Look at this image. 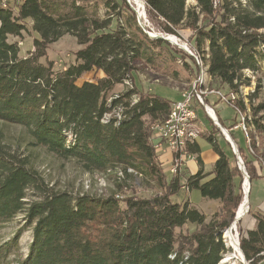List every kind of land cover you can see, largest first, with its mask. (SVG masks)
Listing matches in <instances>:
<instances>
[{
	"label": "trees",
	"instance_id": "trees-1",
	"mask_svg": "<svg viewBox=\"0 0 264 264\" xmlns=\"http://www.w3.org/2000/svg\"><path fill=\"white\" fill-rule=\"evenodd\" d=\"M95 1L108 9L103 17L96 4L89 10L75 0L66 11L55 0H8L5 6L0 2V121L23 129L27 149L44 148L55 157L75 161L85 172L116 176V189L105 194L56 189L29 155L9 150L0 141V225L22 215V225L0 245V264H227L221 263L228 252L222 231L242 199V173L230 144L224 140V149L213 134L206 136L217 154L209 179L203 180L207 174L197 142L187 148L196 154L199 169L168 176L153 146L151 125L165 118L172 102L134 84L111 94L116 85L133 81L137 60L156 67L166 40L149 38L124 0ZM143 1L163 31L191 30L190 47L204 62L209 86L237 94L240 86L250 84L245 71L264 75V0H218L215 5L214 0H194L193 5L187 0ZM24 31L37 36L29 55L20 56L18 44L9 36ZM65 34L82 47L73 52V63L54 70L51 61L43 64L40 58ZM189 58L197 77L198 65ZM88 72L101 74L77 83ZM259 79L247 96L249 116L241 112L243 120L237 119L234 108L232 123L225 126L215 111L236 144L249 182L264 176L259 174L264 173V98L258 94L263 87ZM205 102L212 107L207 98ZM234 105L246 109L242 99ZM239 122L245 126L244 131L240 128L243 146L232 132L239 129ZM193 126L199 136L196 122ZM213 126V133L219 132ZM137 176L155 188V194L120 196L123 182ZM185 187L219 199L222 215L215 213L206 221L188 199L174 201L172 197ZM253 216L255 227L241 233L239 246L248 264H259L264 258V213ZM187 222L198 226L184 233L180 228ZM25 229L31 232L27 252L10 261Z\"/></svg>",
	"mask_w": 264,
	"mask_h": 264
},
{
	"label": "rangeland",
	"instance_id": "rangeland-1",
	"mask_svg": "<svg viewBox=\"0 0 264 264\" xmlns=\"http://www.w3.org/2000/svg\"><path fill=\"white\" fill-rule=\"evenodd\" d=\"M13 2V0H9V2ZM62 4L63 10H69L70 4L74 0H55ZM120 1V0H119ZM128 7L134 12L136 18H137V11L135 10L137 8V5L134 4L131 0H124ZM143 6L144 1L139 0ZM8 2V0H7ZM5 2V3H7ZM77 4H84L85 6L93 9L96 4L98 15L103 17L106 13H108V9L101 3L97 1H91L90 3H85L79 0H75ZM188 5H193L195 3L194 0H187L186 1ZM143 11H145V16L148 21L149 27L146 28L145 25L139 24V27L145 32V34L149 38L148 34H150L151 31L153 32H165L160 28L159 23L153 16H151L146 11V7L144 6ZM124 15V12H123ZM138 22V21H137ZM139 23V22H138ZM143 29L142 28V26ZM167 35H174L175 38H177V43H173L167 38H165L166 43L163 44V47L160 49L162 55L160 58H157L155 63L156 67H152L148 63H146L143 60H137L135 62V70L133 72V81H130L131 84H134L137 89L141 91H147V92H153L155 94H158L160 96L166 97L171 101H176L179 98H177V95L179 96L181 92H186L188 88H190L191 83L193 79L196 77L194 75V71L192 69L193 64L191 63V58L188 56L187 52L181 48V42L184 44H188V47L190 48V42L189 41V35L191 34V30L188 28L178 27L176 29L175 33L166 32ZM37 36L36 33L24 31L20 36H9L10 41H16L20 48V52L18 55L25 56L29 55L28 53L34 49L33 47V37ZM180 44V45H179ZM82 47L81 44H78L76 39L72 35L65 34L61 36L58 40L56 39L55 42H52L49 44L46 55L40 58V61L44 64L48 61H51L53 65L54 70H62L69 64L74 62V53L77 49ZM191 49V48H190ZM169 50H173L176 52L175 56H172ZM187 64L185 65V62ZM200 62H202L200 60ZM204 64V62H202ZM203 66V65H202ZM262 66L264 68V60L262 62ZM198 70L200 73V66H198ZM205 74L202 75L203 84L201 86V89H207L210 91V88H213L209 86V79L208 82L205 80L207 79V72L206 68L204 69ZM101 73L97 72H88L83 74L82 77H80L77 80V83H81L84 80H92L96 78L97 76H100ZM244 74L248 77H250V84L249 85H242L240 86L239 92L236 94L234 92H227V88H221L220 90L224 95L227 96V98L232 97V102H225L222 100H219L216 96L210 97L213 101L212 107L214 111L217 112L218 116L221 118L223 124L225 126H228L233 116L236 114L235 110L238 112L237 119L243 120V117L240 116L241 112L243 113V116H249L251 114V111L249 109V103L247 96L252 93L255 90L256 82L258 78H260V82L263 85L262 89L258 92L259 96L261 98H264V75L261 72L258 73H251L250 71H245ZM198 75V74H197ZM198 77V76H197ZM196 77V79H197ZM209 77V76H208ZM134 82V83H133ZM197 84V83H196ZM206 85V86H205ZM199 84L196 85V89L199 88ZM208 86V87H207ZM130 86L126 84H119L114 87V90L111 92V94H117L122 91H125L126 89H129ZM216 89V88H214ZM210 93V92H208ZM259 97V98H260ZM242 99L246 104L245 110H240L238 107H236L235 101L236 99ZM256 99L253 102H259L260 99ZM233 106V107H232ZM235 108V110H234ZM196 112V124L199 127V130L205 132L206 135L210 133L212 130V123L210 120V117L206 115L205 110L203 109L202 105H197L195 108ZM212 119V118H211ZM240 123V122H239ZM214 124V123H213ZM243 123L241 122L239 124V129H234L233 135L238 143L239 146L245 145V138L240 130L241 125ZM216 126V125H215ZM217 127V126H216ZM218 128V127H217ZM219 129V128H218ZM203 132V133H204ZM220 132V130H219ZM221 133V132H220ZM218 135V136H217ZM216 138L218 139L219 143L224 144V141L222 137L217 132ZM223 136V134L221 133ZM198 137V136H197ZM257 140V146H260L259 139L256 137ZM0 141L4 144V146L9 150H16L17 152H21L24 154L29 155L31 161L33 164H35V167L43 174L45 181L48 183V185H53L56 189H66L73 194L76 192H91L95 194H105L110 191H114L116 189L115 186V174L111 173H102V172H94L89 173L81 170L80 166L75 163L73 160H64L60 159L58 157H55L54 155L46 152L44 148L40 147H34V148H26V137L24 134L23 129L14 124H7L3 121H0ZM198 144L200 146V158L203 161V169L204 173L209 172L212 167L215 160L216 153L211 147V144L204 136H199ZM231 147V146H230ZM232 150V149H231ZM233 152V151H232ZM237 152L239 154V157L241 159L240 153L237 149ZM236 158V156H235ZM237 160V166L241 170L242 173V184H241V190H242V196H243V182L244 179V166L243 162L241 160V163ZM193 164V163H192ZM241 164L242 168L239 167ZM194 165H198V161H194ZM187 169V168H185ZM117 171L121 172V170L117 169ZM128 171L131 173L132 169H128ZM117 172V173H118ZM119 172V174H120ZM181 172V171H180ZM183 172V171H182ZM246 173V172H245ZM263 172L259 171V174ZM182 174V173H180ZM210 174V173H208ZM247 174V173H246ZM244 180V181H243ZM247 192H248V200L251 204H257L261 207H264V176H258L254 177L249 183L247 181ZM156 189L152 186L148 185L145 181H143L139 176L137 177H130L123 182L122 190L119 192L120 196H127V195H137L141 197L150 196L155 194ZM27 199H30L33 197L32 191L28 189L27 191ZM174 201H180L181 199L189 201L190 204H193L194 207L200 212L204 214V217L206 221L215 213L219 215V217L222 215L221 213V201L217 198H206L200 195V192L198 189H191L188 190L186 187L179 190L177 194H175L173 197ZM242 201V199H241ZM241 201L238 209L239 210L241 206ZM249 207L246 210L247 212L235 221L233 223L234 219L228 226L232 225L231 229L233 234L236 236L238 235V242L240 243V235L241 233L245 234L243 231V228L241 227V222L243 218H245L249 213ZM235 218V215H234ZM204 220V219H203ZM22 225V215L18 214L15 216L12 220H9L7 223L0 225V245L11 238L15 231ZM198 226L195 223L187 222L183 227L180 228L181 231L184 233H189L194 231ZM179 230V229H178ZM222 238L227 246V240L224 236V233L222 232ZM31 241V232L29 229H25L22 231L19 240H18V252L13 253L12 251L9 255V260H14L16 258L17 254H22L23 256L27 252L28 245ZM240 248V246H239ZM228 252L230 251V248L227 246ZM241 249V248H240ZM16 252V251H15ZM227 252V253H228ZM225 256V255H224ZM224 258V257H223ZM222 258V260H223ZM221 260V263H223ZM245 262H247L245 260ZM224 263L231 264L230 261H226ZM235 264H244L240 260H235ZM264 264V260L262 262Z\"/></svg>",
	"mask_w": 264,
	"mask_h": 264
},
{
	"label": "built area",
	"instance_id": "built-area-1",
	"mask_svg": "<svg viewBox=\"0 0 264 264\" xmlns=\"http://www.w3.org/2000/svg\"><path fill=\"white\" fill-rule=\"evenodd\" d=\"M218 0H215L217 3ZM0 2H7V0H0ZM137 21L139 24H143L149 27L148 21L146 19L145 14H140L137 9ZM150 32V31H148ZM151 33V32H150ZM162 38H166V32H158L157 35ZM185 51L194 58L197 64V57L194 55V50L188 47V44H185ZM190 46V45H189ZM198 65V64H197ZM126 85L132 87L130 80L125 81ZM196 77L193 79L190 88L186 92L180 93V99L173 101L171 104V112L165 116L164 119L154 122L151 125L152 130V141L153 146L156 152H166L169 151L171 153L172 159L167 168L171 174L176 175L180 172L181 168L185 164L186 160L196 158V155L186 148V151H179L178 140H176L177 132H184L186 136H188V144L195 141L197 136L194 134V131L191 129V122H196V112L194 108V102L203 106L206 114L212 118L209 114V110H212L214 113V109L205 102V98L207 95L212 94L215 95L219 100L225 102H232V97L227 98L220 90L210 88V93H202V90L196 89ZM216 117V114L214 115ZM217 120V117H216ZM212 121H215L212 118Z\"/></svg>",
	"mask_w": 264,
	"mask_h": 264
},
{
	"label": "bare ground",
	"instance_id": "bare-ground-1",
	"mask_svg": "<svg viewBox=\"0 0 264 264\" xmlns=\"http://www.w3.org/2000/svg\"><path fill=\"white\" fill-rule=\"evenodd\" d=\"M134 4L137 5V10L140 14H145V11H143V4L139 1V0H131ZM1 4L3 6L6 5L5 2H1ZM214 5L216 4L215 0H214ZM142 26V25H141ZM143 28V26H142ZM144 29V28H143ZM145 30V29H144ZM151 32V31H150ZM157 32H151L150 34H148L150 37H153V35H157ZM166 38L168 40H170L173 43H177V38L174 37V35H167ZM153 39V38H152ZM180 45V44H179ZM181 48L186 47L185 44L183 42H181ZM185 50V48H183ZM194 55L195 57H197V64L198 66H200V73L198 74V77L196 79V85H200L199 86V90H202V93H208L210 91H208L207 89H201V86L203 84V79H202V75L205 74L204 69L206 68L204 66V64L202 62H200V58L199 55L194 51ZM203 65V66H202ZM171 112V109H170ZM209 114L212 116V118H214L216 120V117L214 116L215 113L212 110H209ZM241 128L245 129L244 124L241 125ZM191 129L192 131H194V134L196 136L197 132L196 129L193 126V122H191ZM176 140H178V146H179V151H186L187 148V144H188V136H186L185 131L184 132H177L176 133ZM245 181L243 182V196H242V201H241V206L239 208V210L236 212V217H238L239 219L247 212L246 210L248 209V190H247V179L246 177L244 178ZM233 223H235V221H233ZM232 225L230 226V228H226L225 230H223L224 236L227 240V246L230 248V251L228 253L225 254L222 262H226V261H230L231 264H235V260H240L242 261V253L240 251L239 248V242H238V235L236 236L235 234H233L232 229H231Z\"/></svg>",
	"mask_w": 264,
	"mask_h": 264
},
{
	"label": "crops",
	"instance_id": "crops-1",
	"mask_svg": "<svg viewBox=\"0 0 264 264\" xmlns=\"http://www.w3.org/2000/svg\"><path fill=\"white\" fill-rule=\"evenodd\" d=\"M208 79H209V77L207 76V79L205 80L206 82H208ZM206 86V85H205ZM208 87V86H207ZM215 95H212V94H209V95H207L206 96V98L208 99V102L210 103V104H213V100L210 98V97H214ZM177 98H179L180 99V95L178 96L177 95ZM171 101V100H170ZM171 102H173V101H171ZM197 105H200V104H198L197 102H194V108H196V106ZM196 110V109H195ZM207 115V114H206ZM211 119V118H210ZM231 123H232V121H231ZM230 123V124H231ZM229 124V125H230ZM228 125V126H229ZM212 126H213V124H212ZM214 127V126H213ZM213 127H212V130L210 131V133L209 134H213L214 135V137H216L215 135H217V132L216 133H213ZM227 130V129H226ZM204 131H202V135H199V136H204L205 138H206V134H205V132L203 133ZM201 134V133H200ZM208 134V135H209ZM218 134L222 137V139H223V141L224 140H226L225 139V137H224V135L222 136L221 135V133L220 132H218ZM198 136V137H199ZM218 136V135H217ZM198 137L195 139V141L194 142H192V143H190V144H193V143H195V142H197L198 143V141H197V139H198ZM217 139V138H216ZM217 141H218V139H217ZM227 141V140H226ZM219 142V141H218ZM228 142V141H227ZM224 149H226V145H225V141H224V144H221V142L219 143ZM199 145V144H198ZM200 147V146H199ZM196 155V154H195ZM216 156H217V154H216ZM215 156V157H216ZM158 158H159V161L161 162V165H162V168H163V170L168 174V176H172L173 175V173L171 174V172H169L168 170H167V168H168V166H169V164H170V162H171V159H172V156H171V153L169 152V151H166V152H158ZM217 158V157H216ZM216 158H215V160H216ZM215 160H214V162H215ZM194 161H196V158H193V159H188V160H186V162H185V164L183 165V167L181 168V172L180 173H186V174H192V173H195L198 169H199V165H197V166H195L194 165ZM193 163V164H192ZM214 164V163H213ZM203 165V164H202ZM185 168H187V169H185ZM202 170H203V173L205 172L204 171V169H203V166H202ZM212 170V169H211ZM210 170V171H211ZM183 171V172H182ZM209 171V172H210ZM209 172H206V176L203 178V180H207V179H209L211 176H212V174H208ZM174 176V175H173ZM248 207H249V213H248V215L245 217V218H243V220H242V222H241V227L243 228V231L245 232L246 230H248V229H253L254 227H255V218H254V216H253V214L254 213H256V212H263L264 213V207H261L260 205H259V203H255V204H251L250 203V201L248 200ZM243 217V216H242ZM263 260H264V258L263 259H261V261L259 262V264H262V262H263Z\"/></svg>",
	"mask_w": 264,
	"mask_h": 264
},
{
	"label": "water",
	"instance_id": "water-1",
	"mask_svg": "<svg viewBox=\"0 0 264 264\" xmlns=\"http://www.w3.org/2000/svg\"><path fill=\"white\" fill-rule=\"evenodd\" d=\"M155 37L158 38L159 36H155ZM160 38H162V37H160ZM164 39H165V38H164ZM213 123L219 128L220 132L224 135L225 139L228 141L227 143L230 144L233 153L235 154L236 158L238 159V162L241 163V159H240L239 154H238V152H237L236 144L234 143V141H233V139L231 138V136H230V134L228 133V131H227L224 127H222V126L219 124L218 120L213 121ZM239 167L242 168L241 164L239 165ZM244 176L246 177V179H247V181H248V183H249V177H248V175H247L245 172H244ZM245 177H244V178H245ZM243 181H244V180H243ZM248 190H249V189H248ZM247 197H248V194H247ZM235 215H236V213H235ZM238 219H239V218L235 216L234 221H237ZM222 232H223V231H222ZM240 251H241L242 256H243V257H242V262H243L244 264H248V262H245L246 259H245L244 254H243V252H242L241 249H240Z\"/></svg>",
	"mask_w": 264,
	"mask_h": 264
}]
</instances>
